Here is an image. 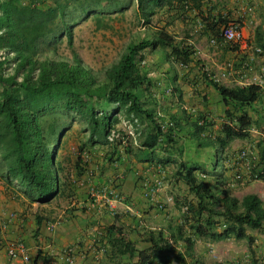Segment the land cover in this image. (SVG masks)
I'll return each mask as SVG.
<instances>
[{"label":"trees","instance_id":"obj_1","mask_svg":"<svg viewBox=\"0 0 264 264\" xmlns=\"http://www.w3.org/2000/svg\"><path fill=\"white\" fill-rule=\"evenodd\" d=\"M191 1L198 6L201 0ZM88 2L82 4L81 11L88 10ZM166 2L169 0H137L142 24L150 26L153 15ZM65 5L66 0H0V49L5 51L0 58V160L4 165L1 174L8 182L18 181L32 201H49L64 190L58 175L62 167L57 147L66 122L60 123L59 109L75 111L88 123L89 134L78 146L80 152L99 139L108 142L106 135L116 128L120 110L127 117L133 113L140 123L145 117L152 120L153 129L141 139V145L175 143L173 130L182 122L165 117L161 110H153L147 104L153 98L149 96L152 80L149 68L145 67V49L163 52L173 68L175 61L185 64L193 59L192 43L176 40L163 27H148V32L128 42L124 52L101 75L99 69L86 64L74 50L73 26L77 19L67 17ZM220 21L229 22L225 17ZM63 35L71 56L57 52ZM256 44L264 54V30L257 29ZM11 61L13 72L7 73L6 64ZM205 79L227 106V120L220 123L216 133L211 128L214 122L205 115L190 121L183 116L191 125L190 135L198 145L212 146L215 150V162L207 164L210 170L186 161H180L177 169L196 198V202L181 206L179 196H174L178 208L185 207L182 212L188 221V234L183 224L186 220L169 223L168 231L150 229L143 238L149 244L139 247L127 231L113 226L108 229L109 243L115 248L117 258L126 259L125 264H173L174 261L212 264L197 257L193 235L214 240L244 238L251 252L245 264H264V255H258L253 246L255 236L248 231L258 230L264 236V202L255 192H247L241 198L233 195L230 185L240 183L241 178L235 177L236 181L230 182L217 166L223 159L220 154L227 157V147L234 138H246L254 142L253 151L242 157L239 152L233 164L245 178L243 166L247 169L248 180L264 179V85L250 82L227 86L214 78ZM97 99L107 107L100 106ZM97 107L103 108L102 114H98ZM252 129L259 133L254 138ZM141 135L142 131L138 136ZM83 159L79 153L77 162ZM179 242L182 248L177 247Z\"/></svg>","mask_w":264,"mask_h":264},{"label":"crops","instance_id":"obj_2","mask_svg":"<svg viewBox=\"0 0 264 264\" xmlns=\"http://www.w3.org/2000/svg\"><path fill=\"white\" fill-rule=\"evenodd\" d=\"M224 17L239 21L240 44L218 35L224 25L220 18ZM161 27L176 40L186 39L194 48L193 59L185 64L175 61L174 68L166 61L163 52L150 47L145 49V67L149 68L152 80L149 96L153 98H149L147 104L153 110H161L165 117L182 122L178 129L173 130L175 143L141 145V139L153 129L152 120L145 117L141 120L142 135L135 138L137 142L132 136L125 143L99 139L84 146L81 152L76 151L75 160L66 172V184H61L63 193L49 201H31L23 194V198L15 201L9 199V194L3 190V198L0 197V223H3L0 226V264H6L8 260L7 245L20 240L29 249V264L34 261L36 264H68L64 255L67 251L74 264H122L126 259L120 260L115 256V248L108 239L109 228L122 227L139 247H144L149 244L143 238L150 229L168 231L169 223H177L171 219L175 217L172 208L177 185L187 187L177 174L179 163L186 161L204 165L210 170L207 164L213 161L211 153L214 149L198 145L190 132L183 139L181 132L184 127L187 125L189 130L192 129L183 116L188 121L199 115L219 123L227 120V106L219 92L205 79L215 77L218 80V73L201 75L194 55L205 56L212 51L224 62L229 53L234 55L241 51L247 54V49L252 47L246 58L251 62L259 61L258 71L264 75V54L256 44L257 29L264 30V0H201L198 6L191 0H169L151 20L150 29ZM212 37H215V42L211 41ZM208 42L210 47L206 45ZM220 64H216L217 68L222 67ZM187 65L189 68L185 67ZM189 69L193 78L189 76ZM228 69L227 74H232L231 80L237 85L250 83L244 77L247 73L243 75L242 66ZM199 75L201 80L196 82L194 78H199ZM79 153L84 159L77 162ZM245 175L244 181H250L248 171ZM158 182L160 185L156 187ZM151 190L154 192L152 197ZM18 261L22 263L20 259Z\"/></svg>","mask_w":264,"mask_h":264},{"label":"rangeland","instance_id":"obj_3","mask_svg":"<svg viewBox=\"0 0 264 264\" xmlns=\"http://www.w3.org/2000/svg\"><path fill=\"white\" fill-rule=\"evenodd\" d=\"M86 1L87 0H66L65 9L67 10V17L71 18V20L77 19L73 26V47L86 64L93 67L95 70L99 69L101 71V75H103L104 69L110 66L112 62L116 61L122 52H124L128 42L133 37L138 38L139 36L144 35L148 32V27L150 26L149 24L147 26L142 24V18L137 11V0H89L88 10H85L84 12L81 11V7ZM230 21L239 23L237 20H229V22ZM209 44L210 42L206 44L207 47L211 46H209ZM244 50H246V48H244ZM247 50V54L246 52L243 53L241 51L235 53L234 55L229 53L227 58L223 57L224 62L220 61L221 58L215 57L211 50V52H208L205 56H201L198 53L194 56L195 60H197V65L200 66L199 71L201 72V75L207 74L212 76L213 73H218L216 74L218 81H221V83L229 86H234L237 85V83L231 80L232 74H227L229 70L228 68L230 67L236 68V66H242L244 71L243 75L247 73V76L244 75V77H247L249 82H256L260 77L264 79V75H260L261 72L258 71V67L261 66L259 61L251 62L250 58H246V56L249 55L248 53L252 52V47H249ZM57 52L71 56V48L67 45L65 35H63L62 40L57 44ZM9 54L12 53L10 52ZM244 54L245 56H243ZM147 58H149V51ZM163 61H165V58ZM217 63L218 65H222V67L217 68ZM189 66H192V64ZM250 66H252V69L249 70ZM185 67L189 68L188 65ZM13 68L14 62L11 61L6 64L5 70L7 73H11L13 72ZM222 71H224L225 74H222ZM201 75L198 76L199 78H194V80H196V82L198 79L201 80ZM189 76L193 78L191 69H189ZM97 103H100V106L102 107H107L101 99H97ZM110 108L111 106L108 107V110ZM118 113L119 118L124 116L122 110ZM57 116L60 123L62 121L66 122V128L60 136V142L57 147V158L61 161L60 164L62 167L59 169L58 175L60 184H62L63 180H65L68 168H70L75 160L76 151H79V143L89 134V128L87 121L81 115L75 113V111L59 109L57 111ZM212 121L214 124L211 128L217 133L220 121H214L213 118ZM187 127L188 126L186 125L181 132L183 139L188 132L192 135L189 127ZM116 128L120 129V131L126 135L125 131L122 130L125 128L121 123V119L117 122ZM141 128L142 123H140V131L142 130ZM258 134V130L252 129L253 138ZM253 143L254 142L252 140L246 138H234L227 147V157L220 154V157H223V159L220 160L219 164H217L218 169L225 174L230 182L235 180V172L237 169H235L236 166L233 164V160L236 158V154H238L242 149H247V152L251 154L253 151ZM211 155L213 157V161L215 162L214 149ZM3 168L4 165L0 160V197L3 198V196H1V192L6 190V194H9V199L11 200L19 201L23 198L21 194L30 199L28 195L25 194L18 181L13 180L12 182H8L5 178H3L1 174ZM245 172H247V169L243 166V173ZM229 190L233 195H236L239 198L247 192H255L264 202V179H252L247 182L241 181L233 186L230 185ZM176 193V196H179V202L181 201V206H184L187 202H196L195 196L190 191H187V187L183 188L182 186L177 185ZM22 200L25 201L24 199ZM36 204L39 203L36 202ZM172 210L173 213L175 212V217L171 219L175 220L177 223H183L184 221L182 222V220H186V216L184 215L185 213L182 212L184 210L182 207L179 209L175 203ZM180 218L181 220H179ZM183 224H186L184 226V230H186L188 234V221L186 220ZM248 231L255 236L253 246L256 249V253H258V255H264L263 234L258 230L248 229ZM193 240L194 251L197 257L208 263L245 264L251 258L248 243L244 238L236 239L234 237H229L214 240L210 237L193 235ZM182 245L183 244L180 242L177 243L178 248H182ZM186 258L187 260H190V257L187 256ZM173 264H177V262L174 261Z\"/></svg>","mask_w":264,"mask_h":264},{"label":"built area","instance_id":"obj_4","mask_svg":"<svg viewBox=\"0 0 264 264\" xmlns=\"http://www.w3.org/2000/svg\"><path fill=\"white\" fill-rule=\"evenodd\" d=\"M219 36L223 38L224 40L233 42L235 44H240L242 41V33L240 30V26L237 22L230 21L226 24H224L221 29L219 30ZM211 41L215 42L216 39L215 37L211 38ZM5 54V51L3 49H0V58H3ZM261 85H264V79L263 78H258L256 81ZM97 112L98 114L103 113V108H98L97 107ZM121 119V123L125 129H122L125 131L126 135L120 131V129H117L115 127L111 128L109 133H107L106 138L109 143L116 142L115 140H119L120 143H125L127 142L128 138L130 136L136 138L137 135L140 133V122L139 118L135 116L133 113L130 114L129 117L121 116L119 120ZM137 142V140H134ZM247 149H242L240 151V156L246 155ZM236 172H235V177L241 178V181L245 180V176L241 173V169L239 167H236ZM160 185V182L156 184V187ZM151 197L153 196L154 192L151 190ZM15 213L13 212L12 215ZM7 253H8V260L6 264H20L18 259L21 260V264H29L30 256H29V249L26 246V244L22 241H18L16 243H11L7 247ZM65 259L68 262V264H74V259L71 256V254L67 251L65 254Z\"/></svg>","mask_w":264,"mask_h":264}]
</instances>
